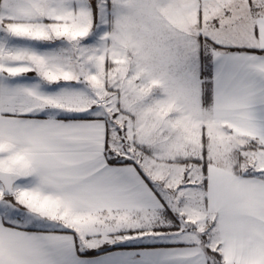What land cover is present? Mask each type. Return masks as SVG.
I'll return each mask as SVG.
<instances>
[{
  "label": "crops",
  "instance_id": "obj_1",
  "mask_svg": "<svg viewBox=\"0 0 264 264\" xmlns=\"http://www.w3.org/2000/svg\"><path fill=\"white\" fill-rule=\"evenodd\" d=\"M92 1L0 0V170L21 175L12 196L0 181V264H217L207 249L221 254L223 264H264V176L205 162L203 217L214 221L209 234L168 228L164 214L173 203L167 193L173 177L164 165L172 156L149 144L147 155L111 157L110 118L93 107L63 103L62 90L41 83L40 72L56 83L79 67L76 48L46 41L51 32L60 39L63 31L78 37L93 30ZM112 3L101 18L103 33L114 34L116 63L130 62L139 37L167 53L160 60L151 56L150 83L166 94L165 101L151 99V119L181 124L187 150L204 148V135L222 128L230 139L264 151V0ZM162 35L172 38L170 46ZM109 49L103 50L108 59ZM169 63L180 64L198 83L195 105L169 93L177 80L153 73ZM101 227L108 230L98 232ZM111 237L120 241L107 244Z\"/></svg>",
  "mask_w": 264,
  "mask_h": 264
},
{
  "label": "rangeland",
  "instance_id": "obj_2",
  "mask_svg": "<svg viewBox=\"0 0 264 264\" xmlns=\"http://www.w3.org/2000/svg\"><path fill=\"white\" fill-rule=\"evenodd\" d=\"M113 1H92L91 9L94 10L95 15L94 27L93 30L84 32L82 34L84 36L73 37L69 32L63 31L65 35L62 33L63 37L58 39L52 36L57 32H51V36L48 34L47 46L61 45L76 48L79 67L69 72L64 71L63 74H69L66 76L62 74L61 78L56 79V83L51 82L48 77L42 78V73L39 71L41 83L45 84L44 87L46 86L49 90H62L63 99L61 101L63 103L75 105L78 108L93 107V110H99L110 118L111 143L109 154L111 157L131 159L147 155L151 152L149 144H157L161 151L172 156L171 159L165 160L166 164L164 165L165 169L170 170L168 172L173 177L167 192L173 203L165 211V223L170 224L168 228L202 229L207 236L214 221L210 217L208 219L203 217L206 210L204 163L209 160L221 161L224 164H229L237 172L264 176V151L255 148L251 143L246 144L239 140L230 139L229 133L222 128H215L210 138L207 134L204 135L202 141L204 148L187 150L181 124L162 126L157 117L151 119V99L158 96L165 101L166 98L165 90L161 86H152L150 83L151 64L153 62L151 56H156L160 60L166 57L167 53H163L159 49L162 47L153 48L151 46L152 39L149 37H139V45L135 47L136 51L133 48L130 50V62L126 64L116 63L112 59V51L116 50L114 48L115 38H112L114 34L108 38L107 31L103 33V28H107V26L101 18L102 14L108 15V11L113 9ZM146 9L148 11L144 13L146 15L143 17L148 19L150 16L149 5ZM148 21L149 19L145 22L148 23ZM138 22L140 25L144 23V21ZM69 24L73 23L69 22ZM113 28L111 22V33ZM168 33L170 34V32ZM125 40L127 39H120V41ZM163 40L166 46H170L169 44L172 42L169 41L172 40L170 36L169 38L167 36V39L163 38ZM128 41L133 43L134 39ZM106 48H110V59L106 57ZM103 50L106 52L105 54ZM165 65L166 68H155L153 73L167 76L171 80H177L169 86V93L178 95L181 100L191 101L195 105V98L199 89L198 83L194 79L192 80V75H189L180 64L169 63ZM204 71L205 93V82L210 81V74L208 69ZM183 81L185 82L183 83ZM70 82L75 84H70ZM165 105L174 109L170 103L165 104L164 102ZM205 106L208 109L209 103H205ZM171 115L172 120L180 121L181 118H174L173 113ZM179 115L181 113H178ZM140 141L147 143V145H143ZM234 142L237 144L235 145ZM167 170H164V174L168 173ZM196 172L201 173L199 179L195 174ZM156 184L163 191L162 185ZM10 203V206H13L11 209L23 213L21 208L12 202ZM6 216L7 219L10 218V214H6ZM29 217L36 219L37 215L30 214ZM114 225L116 226V224ZM103 228L108 230L106 227H101L98 232H104ZM113 228V226L110 227V230ZM145 240L150 239L146 238ZM112 241L119 242L120 240L111 237L107 244L112 243Z\"/></svg>",
  "mask_w": 264,
  "mask_h": 264
},
{
  "label": "water",
  "instance_id": "obj_3",
  "mask_svg": "<svg viewBox=\"0 0 264 264\" xmlns=\"http://www.w3.org/2000/svg\"><path fill=\"white\" fill-rule=\"evenodd\" d=\"M20 177L21 175L19 173L0 170V181L4 184V194L6 196H12L14 194L15 183Z\"/></svg>",
  "mask_w": 264,
  "mask_h": 264
},
{
  "label": "trees",
  "instance_id": "obj_4",
  "mask_svg": "<svg viewBox=\"0 0 264 264\" xmlns=\"http://www.w3.org/2000/svg\"><path fill=\"white\" fill-rule=\"evenodd\" d=\"M218 46V45H216ZM219 47V46H218ZM205 72V71H204ZM204 74V73H203ZM204 99L206 104H210L211 100V80L209 82H205V93H204ZM112 163H116V160L111 158ZM208 253L215 258L217 264H223L222 263V256L218 252L212 251L210 249H207ZM96 254V253H94Z\"/></svg>",
  "mask_w": 264,
  "mask_h": 264
}]
</instances>
